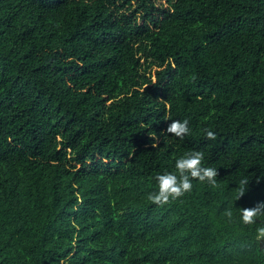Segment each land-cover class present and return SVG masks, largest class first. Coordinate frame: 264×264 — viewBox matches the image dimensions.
Masks as SVG:
<instances>
[{
    "label": "trees",
    "instance_id": "16d2710c",
    "mask_svg": "<svg viewBox=\"0 0 264 264\" xmlns=\"http://www.w3.org/2000/svg\"><path fill=\"white\" fill-rule=\"evenodd\" d=\"M259 202L264 0H0V264H264Z\"/></svg>",
    "mask_w": 264,
    "mask_h": 264
},
{
    "label": "clouds",
    "instance_id": "9594fccd",
    "mask_svg": "<svg viewBox=\"0 0 264 264\" xmlns=\"http://www.w3.org/2000/svg\"><path fill=\"white\" fill-rule=\"evenodd\" d=\"M167 120H171L166 128V132L175 136L178 139L183 140L191 132L189 127V120H179L167 117ZM203 133L206 139L215 140L216 134L214 131L204 128ZM204 161V154L201 151H192L186 153L175 160V171L164 172L163 174H157L155 181L157 183L158 190L150 192L147 199L157 205L164 206L169 203L170 199L175 200L192 190L193 180L200 182L207 181L209 183H215L218 175L217 170L212 167L202 166ZM248 180L241 181V185H247ZM245 194V188L241 187L239 191L240 197ZM226 215L231 217V211H226ZM264 215V202L257 203L254 207H245L241 209V221L244 224H254L259 216ZM257 236L259 239H264V227L257 229Z\"/></svg>",
    "mask_w": 264,
    "mask_h": 264
},
{
    "label": "water",
    "instance_id": "95a60500",
    "mask_svg": "<svg viewBox=\"0 0 264 264\" xmlns=\"http://www.w3.org/2000/svg\"><path fill=\"white\" fill-rule=\"evenodd\" d=\"M259 246L260 248L264 247V239H259Z\"/></svg>",
    "mask_w": 264,
    "mask_h": 264
},
{
    "label": "rangeland",
    "instance_id": "374dc122",
    "mask_svg": "<svg viewBox=\"0 0 264 264\" xmlns=\"http://www.w3.org/2000/svg\"><path fill=\"white\" fill-rule=\"evenodd\" d=\"M151 78H154V74L153 73L151 74Z\"/></svg>",
    "mask_w": 264,
    "mask_h": 264
}]
</instances>
